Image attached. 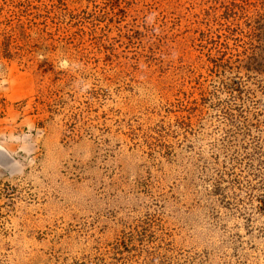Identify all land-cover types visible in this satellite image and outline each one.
<instances>
[{
  "label": "rangeland",
  "instance_id": "1",
  "mask_svg": "<svg viewBox=\"0 0 264 264\" xmlns=\"http://www.w3.org/2000/svg\"><path fill=\"white\" fill-rule=\"evenodd\" d=\"M0 264H264V0H0Z\"/></svg>",
  "mask_w": 264,
  "mask_h": 264
}]
</instances>
